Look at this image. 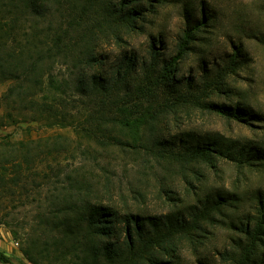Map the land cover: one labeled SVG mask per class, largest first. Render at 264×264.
<instances>
[{"label":"trees","instance_id":"obj_1","mask_svg":"<svg viewBox=\"0 0 264 264\" xmlns=\"http://www.w3.org/2000/svg\"><path fill=\"white\" fill-rule=\"evenodd\" d=\"M165 2L168 0H0V83H10L0 95V108L4 107L0 126L18 122L17 116L54 127H74L79 122L96 143H142L145 149H155L160 157L184 168L190 166L193 172L198 171V164L216 167L218 157L238 167L262 162L263 146L225 141L215 133L191 132L170 140L154 134L153 128L142 133L135 130L152 126L158 115L178 107L205 108L237 121L247 122L251 117L241 102L213 100L215 95L234 93L228 78L247 63L240 44L232 46L225 63L209 66L202 62L200 73L178 75L189 53L204 51V28L212 21L204 3H182L183 27L174 54L166 57L161 35L153 33H148L142 50H130L133 39L145 32L149 13ZM53 13L58 17L45 23ZM258 39L264 44V34ZM107 43L126 49L118 61L104 68L107 59L95 47ZM63 65L69 74L65 77L58 72ZM77 92L88 96L84 112L77 111L82 119L69 108ZM16 103L24 107L15 115L11 107ZM108 126H120L129 135H115ZM67 140L56 134L0 143L1 187L16 184L22 169L36 167L44 153L61 152ZM8 167L13 177L6 176ZM77 188L85 192H76L65 208L76 218L69 233L52 240L26 239L23 258L15 257V261L0 249V264H26L23 259L44 264L37 255L53 250L56 257L68 252L79 259L88 256L91 261L84 259L85 264H182L183 251L189 248L197 254L207 225L237 200L234 192L212 188L184 209L174 205L157 215L132 210L124 202L117 205L112 199L91 197L89 184ZM253 197L251 209L235 225L237 234L220 253V264H264V191L258 190ZM197 264L214 263L199 258Z\"/></svg>","mask_w":264,"mask_h":264},{"label":"rangeland","instance_id":"obj_2","mask_svg":"<svg viewBox=\"0 0 264 264\" xmlns=\"http://www.w3.org/2000/svg\"><path fill=\"white\" fill-rule=\"evenodd\" d=\"M184 1L188 0H168L157 6L154 13H149L145 32L133 39L130 50H142L148 33H153L161 35L165 56L174 54L175 42L183 27L181 7ZM189 1L198 6L200 2L204 3L210 9L212 21L204 28V51L189 53L180 64L178 75L200 73L202 62L209 66L223 64L232 46L240 44L247 55V63L228 78V85L234 93L215 95L213 100L226 104L235 101L243 103L249 109L250 120L228 119L205 108L178 107L175 112L158 115L152 126H139L135 130L142 133L153 128L154 134L170 140L191 132L202 135L215 133L225 141L264 147V44L258 39L264 34V0ZM57 17L53 13L45 23ZM125 49L110 43L95 47L98 55L107 59L104 68L118 61ZM71 63L68 61L69 65ZM64 66L58 71L62 77L69 75ZM9 84L8 81L0 83V95ZM87 103L88 96L77 92L69 108L82 119L77 111L83 113ZM23 107V104L16 103L11 109L16 115L23 111ZM3 110L1 106L0 114ZM17 118L16 123L0 126V143L56 134L68 140L63 143L61 152L44 153L36 167L22 169L16 184L2 187L0 184V249L13 257V261L15 257L23 258L21 248L26 239L45 237L52 240L68 232L67 229L76 223V218L73 211L65 208L73 201L76 192H85V189L77 187L89 184L92 187L91 197H101L103 201L112 199L117 205L124 202L132 210L157 215L168 212L174 205L184 209L196 203L203 191L212 188L236 193L237 200L233 206L225 208L213 224L207 225L197 254L187 248L181 255L182 264H197L199 258L220 264V253L228 249L237 234L235 225H239V220L251 209L255 193L264 191V160L252 166L238 167L218 157L216 167L198 164V171L193 172L190 166L184 168L162 158L159 152L145 149L142 143H96L85 134V124L76 121L74 127H54L44 121L25 122L20 116ZM108 127L115 135L123 138L129 135V131L120 126ZM6 176L13 177L10 167ZM3 241H16L18 244L13 246L11 242L13 249H6ZM40 246L39 241L34 249L37 251ZM55 255L53 250L48 255L37 256L44 264H85L84 259H89L88 256L79 259L74 252L59 257Z\"/></svg>","mask_w":264,"mask_h":264},{"label":"crops","instance_id":"obj_3","mask_svg":"<svg viewBox=\"0 0 264 264\" xmlns=\"http://www.w3.org/2000/svg\"><path fill=\"white\" fill-rule=\"evenodd\" d=\"M3 247L6 248V249H10V248H12L13 246L11 245V242L3 241ZM12 249H13V248H12Z\"/></svg>","mask_w":264,"mask_h":264},{"label":"built area","instance_id":"obj_4","mask_svg":"<svg viewBox=\"0 0 264 264\" xmlns=\"http://www.w3.org/2000/svg\"><path fill=\"white\" fill-rule=\"evenodd\" d=\"M13 246H16L18 243L16 241H11Z\"/></svg>","mask_w":264,"mask_h":264}]
</instances>
